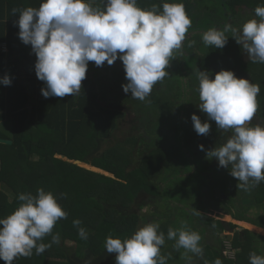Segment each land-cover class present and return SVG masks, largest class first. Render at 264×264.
I'll return each mask as SVG.
<instances>
[{
	"label": "trees",
	"instance_id": "16d2710c",
	"mask_svg": "<svg viewBox=\"0 0 264 264\" xmlns=\"http://www.w3.org/2000/svg\"><path fill=\"white\" fill-rule=\"evenodd\" d=\"M168 1L183 3L188 16L199 20L166 69L168 80L171 73H183L187 91L182 93V83L170 86L164 81L160 86L170 89L168 95L156 88L160 95L140 101L123 91L127 80L119 58V65L87 69L77 95L43 97L41 89L46 85L36 77V56L31 45L19 39L15 23L19 12L13 15L12 11L38 8L42 0H0V45H5V51L0 48V77L7 74L12 81L10 86L0 85V123L10 128L9 136L0 132V139L11 141L10 145L0 144V218L18 208L19 194L35 195L39 188L52 192L67 213V219L59 220L53 228V234H60L59 244H52L41 255L33 250L31 257H19L13 264H115L116 254L105 250L106 238L123 241L151 222L159 223V231L165 234L160 251L168 257L167 263L187 264L186 257L173 248L175 240L167 239L169 227L178 229L184 222L201 236L202 255L188 253L192 264H213L217 258L221 264H250L251 252L264 255L263 236L248 230L234 232L235 225L206 215L207 211L229 214L233 220L264 230V181L248 191L240 189L229 169L204 155L226 143L230 135L198 109L195 76L197 68H212L215 74L231 70L237 78L260 85L257 112L248 126L264 125V64L243 61L244 49L230 32L222 49L205 46L201 38L210 28L223 29L225 24L240 27L246 21L245 11L240 16L242 10H237L240 5L252 10L253 17L247 20H259L254 9L264 6V0ZM88 2L104 8L103 0ZM163 2L137 0V6L150 10L155 4L162 11ZM191 41L195 43L189 46ZM199 44L204 47L198 48ZM169 102L172 106L167 108ZM126 112L133 116L135 129L123 140L114 139ZM192 114L210 123L208 135L196 133ZM149 157L159 165L155 175L146 165ZM75 161L103 173L80 167ZM61 193L66 197L60 198ZM143 194L148 199L134 205ZM195 210L201 214L195 215ZM176 214L185 218L181 224L175 221ZM75 219L81 221L79 227L86 230L87 239L79 236ZM227 232L234 234L232 250H240L234 259L223 256L227 236L221 235ZM51 238L46 236L40 242L50 243ZM0 264L5 262L0 260Z\"/></svg>",
	"mask_w": 264,
	"mask_h": 264
},
{
	"label": "clouds",
	"instance_id": "9594fccd",
	"mask_svg": "<svg viewBox=\"0 0 264 264\" xmlns=\"http://www.w3.org/2000/svg\"><path fill=\"white\" fill-rule=\"evenodd\" d=\"M104 8L92 6L88 0H42L38 8L13 9L19 12L15 22L19 39L31 45L36 56L35 74L46 87L41 89L45 98L77 95L86 78L88 63L97 67L105 62L110 66L118 58L125 70V93L133 99L145 101L153 86L169 73L166 71L174 51L181 49L192 20L183 3L164 0L162 11L157 5L150 10L137 6V0H103ZM255 17L240 27L225 24L223 29L210 28L202 34L205 46L222 49L229 36L247 53L251 63L264 64V6L254 9ZM189 42V46L194 44ZM198 80V109L215 121L221 131L231 136L219 147L206 152V158L216 159L218 166L230 170L238 180L237 187L245 191L264 181V125L248 124L256 115L260 85L249 79L237 78L231 70H221L214 78L208 71L195 69ZM10 77H0V85L10 86ZM191 120L198 135H208L211 125L192 114ZM204 150V146H199ZM66 197L65 193L60 198ZM21 202L11 214L0 218V260L13 264L19 257L43 254L52 244H59V233L53 228L67 213L52 192L37 189L35 195L21 193ZM195 215L201 213L194 211ZM81 221L73 220L82 239L88 234ZM156 222L143 227L123 241L106 238L105 250L115 253V264H167L168 257L161 255L165 234ZM51 235L50 243H42ZM168 240H175L176 249L183 248L187 264H192V253L202 255L201 236L182 223L178 229L169 227ZM250 264H264V255L250 253ZM213 264H221L217 258Z\"/></svg>",
	"mask_w": 264,
	"mask_h": 264
},
{
	"label": "rangeland",
	"instance_id": "374dc122",
	"mask_svg": "<svg viewBox=\"0 0 264 264\" xmlns=\"http://www.w3.org/2000/svg\"><path fill=\"white\" fill-rule=\"evenodd\" d=\"M156 1H161L162 2V0H156ZM169 2V1H168ZM152 4H154V3H152ZM155 5V4H154ZM252 11V10H251ZM251 11H248V15H249V13L251 12ZM245 14L247 15V13L245 12ZM189 17H190V19L192 20V25H191V28H189L188 30V32L186 33V36H189V35H191V33H193V32H195L194 30H193V28H195L194 26H195V24L197 25V23H198V21L199 20H196L195 21V17L194 16H192L191 14L189 15ZM209 22H210V20H209ZM208 22V23H209ZM198 27V26H197ZM202 38V37H201ZM202 48V47H204V46H200V44L198 45V48ZM198 53H202L201 51H197ZM205 53V52H204ZM242 60L243 61H248L249 60V58H248V55H247V53L243 50V52H242ZM171 63H173L172 61H171ZM91 69L92 68H94V65L93 64H91L90 66H89ZM186 71V70H185ZM208 72H210L211 73V77L210 78H214V76H215V73H214V71H213V69L212 68H210V70L208 71ZM181 74H183V73H171V77H169V80H168V78L166 79V78H164L162 81H159V82H157L154 86H153V89H152V91H151V93H150V95L151 96H155V93L156 94H158V95H160V92L158 93V89L159 90H161V91H163V94H167L168 95V92L170 91V89H168V87H162V86H160V85H162L161 83L162 82H164V81H166V84H169L170 86H174L175 84H179V83H182V85L181 86H179V88L181 87V89H182V93L183 94H185L186 93V88H185V80L183 79V78H181L182 76H181ZM183 79V80H182ZM178 80H179V82H178ZM162 87V88H161ZM156 88H157V90H156ZM162 93V92H161ZM184 98V97H183ZM155 99L156 100H159L160 99V96L158 97V96H156L155 97ZM170 100V99H169ZM183 101H184V99H183ZM170 103L171 102H169V103H167L168 105H167V108H170L172 105H170ZM185 105V103H182V107ZM120 108V107H119ZM122 110V109H121ZM165 111H167V109H165ZM183 114H184V112L182 111L181 112V114H180V117L182 118L183 117ZM134 129H135V127H134V119H133V116L129 113V112H126V114H125V116H124V118L119 122V124H118V128H117V130L115 131V133H114V135H113V137H114V139H118V140H123V139H125V138H127V137H129L130 136V134L134 131ZM9 131H10V128H9V125L7 124V123H0V132L2 133V134H4V135H6V136H9ZM229 132V135L231 136V132L230 131H228ZM204 155H206V153L204 154ZM218 164V163H217ZM146 165L149 167V168H151V173L153 174V175H155V174H157L158 172H159V165H158V163H156L155 161H152V159L149 157L148 158V161L146 162ZM80 167H83V168H86V169H88V170H90V171H93V172H99V173H103V172H101V171H99V170H96V169H93V168H91V167H89V166H83V165H81ZM189 193V192H188ZM188 195V194H187ZM148 199V196H145V194H143V195H141V196H139L136 200H135V202H134V205H142L143 204V202H145L146 200ZM180 205H181V203H180ZM182 206V205H181ZM206 215L208 216V217H211V218H214V219H217V220H221V221H223V222H226V223H231V224H233V225H235V228H234V232H238V231H240V230H248V231H250V232H253L254 234H257V235H259V236H263L264 237V230L263 229H260V228H258V227H255V226H253L252 224H250V223H247V222H239V221H236V220H233L231 217H230V215L229 214H227V215H220V214H218L217 212H215V211H207V213H206ZM248 215V216H247ZM246 216L247 217H250L251 218V214H247ZM174 216L172 215V218H173ZM175 218H177L178 220H175L176 222H178V223H180L181 224V222L182 221H184L185 220V218H183V217H180L179 216V214H176L175 215ZM173 221V220H172ZM232 235V237H231V240L233 239V233H231V232H227V233H223V235H221V237H223L224 238V236H227V235ZM223 240V239H222ZM223 245H224V252H223V256H226V257H228V258H230V259H234L235 257H236V255H237V253L238 252H240V250H232V244H230V242H228L227 240H223ZM246 245H249V243H244V246H246ZM174 249H176L175 247H173ZM178 251L183 255V253L185 252V250L183 249V248H180V249H178ZM167 264H173L172 263V261H170V262H168Z\"/></svg>",
	"mask_w": 264,
	"mask_h": 264
},
{
	"label": "flooded vegetation",
	"instance_id": "af4514ba",
	"mask_svg": "<svg viewBox=\"0 0 264 264\" xmlns=\"http://www.w3.org/2000/svg\"><path fill=\"white\" fill-rule=\"evenodd\" d=\"M237 10H242V11L239 12V13H240V16H243V12H244V11L247 13V15L245 14V15L243 16V17H245L244 20H246V21H247L248 18L253 17V14H252L251 9H250V8H247L245 5L237 6ZM248 11H251V12L249 13V15H248ZM241 14H242V15H241Z\"/></svg>",
	"mask_w": 264,
	"mask_h": 264
},
{
	"label": "crops",
	"instance_id": "0c3cea01",
	"mask_svg": "<svg viewBox=\"0 0 264 264\" xmlns=\"http://www.w3.org/2000/svg\"><path fill=\"white\" fill-rule=\"evenodd\" d=\"M0 48L2 49V51H5V45H4V44L0 45ZM114 63H116V64L119 65V64H120V60L117 59ZM91 64H93V65H94V68H96L95 63L90 61V62L88 63V70H89V71H91V70L93 69V68L91 69V68L89 67ZM105 65H108L107 62H105ZM106 68H108V67H106ZM109 74H111V73L109 72Z\"/></svg>",
	"mask_w": 264,
	"mask_h": 264
},
{
	"label": "water",
	"instance_id": "95a60500",
	"mask_svg": "<svg viewBox=\"0 0 264 264\" xmlns=\"http://www.w3.org/2000/svg\"><path fill=\"white\" fill-rule=\"evenodd\" d=\"M0 144H5V145H10L11 144V141H8V140H4V139H0ZM76 165L80 166V162H77L75 161L74 162ZM231 237L232 235H227V241L230 242L231 241Z\"/></svg>",
	"mask_w": 264,
	"mask_h": 264
}]
</instances>
